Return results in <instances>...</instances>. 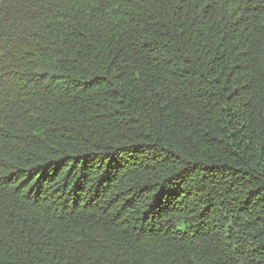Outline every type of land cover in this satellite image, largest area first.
Returning a JSON list of instances; mask_svg holds the SVG:
<instances>
[{
    "label": "trees",
    "instance_id": "trees-1",
    "mask_svg": "<svg viewBox=\"0 0 264 264\" xmlns=\"http://www.w3.org/2000/svg\"><path fill=\"white\" fill-rule=\"evenodd\" d=\"M0 264H264V0H0Z\"/></svg>",
    "mask_w": 264,
    "mask_h": 264
}]
</instances>
